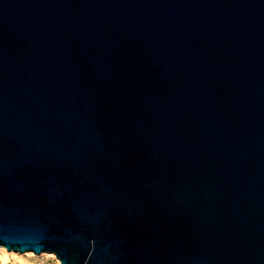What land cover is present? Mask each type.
Segmentation results:
<instances>
[{
	"label": "water",
	"instance_id": "1",
	"mask_svg": "<svg viewBox=\"0 0 264 264\" xmlns=\"http://www.w3.org/2000/svg\"><path fill=\"white\" fill-rule=\"evenodd\" d=\"M1 247L264 264V0H0Z\"/></svg>",
	"mask_w": 264,
	"mask_h": 264
},
{
	"label": "bare ground",
	"instance_id": "2",
	"mask_svg": "<svg viewBox=\"0 0 264 264\" xmlns=\"http://www.w3.org/2000/svg\"><path fill=\"white\" fill-rule=\"evenodd\" d=\"M55 257L53 254L44 253L42 256ZM36 257L32 252H25L24 254H16L14 252H9L4 248H0V264H36L31 261V257ZM57 260V259H56ZM58 262V260H57Z\"/></svg>",
	"mask_w": 264,
	"mask_h": 264
},
{
	"label": "rangeland",
	"instance_id": "3",
	"mask_svg": "<svg viewBox=\"0 0 264 264\" xmlns=\"http://www.w3.org/2000/svg\"><path fill=\"white\" fill-rule=\"evenodd\" d=\"M30 260L34 261L36 264H58L55 257H50V256H45V255L42 256V254L36 255V257L35 256L31 257Z\"/></svg>",
	"mask_w": 264,
	"mask_h": 264
},
{
	"label": "built area",
	"instance_id": "4",
	"mask_svg": "<svg viewBox=\"0 0 264 264\" xmlns=\"http://www.w3.org/2000/svg\"><path fill=\"white\" fill-rule=\"evenodd\" d=\"M58 264H59V262H58Z\"/></svg>",
	"mask_w": 264,
	"mask_h": 264
}]
</instances>
